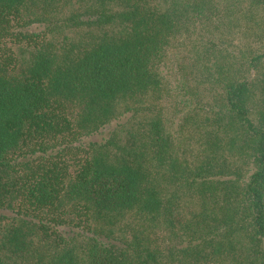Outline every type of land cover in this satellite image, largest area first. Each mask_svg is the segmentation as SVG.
<instances>
[{"label":"trees","instance_id":"1","mask_svg":"<svg viewBox=\"0 0 264 264\" xmlns=\"http://www.w3.org/2000/svg\"><path fill=\"white\" fill-rule=\"evenodd\" d=\"M211 2L0 0V264H264V0ZM190 12L219 93L185 53L165 119Z\"/></svg>","mask_w":264,"mask_h":264},{"label":"rangeland","instance_id":"2","mask_svg":"<svg viewBox=\"0 0 264 264\" xmlns=\"http://www.w3.org/2000/svg\"><path fill=\"white\" fill-rule=\"evenodd\" d=\"M217 1L218 0H212L211 3L214 5ZM222 4L223 1H221L220 5ZM188 17L187 23L190 25L189 32L187 35H183L178 42H174L172 44L167 59L160 65L161 85L159 91L154 95L144 96L146 104L148 102H156L159 105V108L162 109L163 113L161 115L165 119L170 118L168 113L171 112L172 106L175 102V87H177L178 81H180V79L185 75L184 70L182 69L184 66L183 62L185 61V59L182 58L184 57L185 53L189 58H192L187 59V63L185 64H192L194 67L192 73L193 81H191L189 85L196 87L194 90L199 91L200 97L205 102L207 101V104L214 102L215 96L219 93V86L217 83L219 77L217 74L225 63H221V60L218 63H213V61L211 63H205V61H198V59L196 60L198 54L201 55V58L203 56L202 53L199 52L202 49L205 50V44L202 42L203 35L208 37L209 33H207L205 30L203 32H200L199 30L201 24L199 23L198 19L202 18L201 16H196L193 14V12H190L188 13ZM195 26L197 27L195 28ZM221 31H223V35L227 39L226 43L232 47V50L236 51V49L240 48L241 46L242 48L244 47L243 42H246L247 39L245 36L240 35L236 27L222 28ZM68 35L73 38L77 37V33L75 32L67 34V37H69ZM199 35H202V38H196ZM59 38L60 40L62 39V37ZM254 47H257V44L254 43ZM128 219L130 221L132 220V218Z\"/></svg>","mask_w":264,"mask_h":264}]
</instances>
